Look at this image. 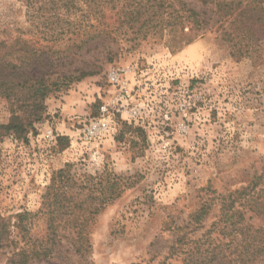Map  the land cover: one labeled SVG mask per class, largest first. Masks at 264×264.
I'll return each mask as SVG.
<instances>
[{"label": "rangeland", "instance_id": "1", "mask_svg": "<svg viewBox=\"0 0 264 264\" xmlns=\"http://www.w3.org/2000/svg\"><path fill=\"white\" fill-rule=\"evenodd\" d=\"M54 3L0 0V41H30L43 57L29 76L67 83L47 95L24 141L0 130V217L11 239L0 264L14 248L38 246L44 220L34 217L23 240L14 217L37 213L52 174L66 165L77 177L120 176L121 195L91 222L88 254L56 244L55 258L28 264H234L247 241L223 235L217 198L264 175V37L258 58L231 57L210 7L192 2L209 26L180 49L121 27L110 13L86 43L90 22L67 24ZM81 71L92 75L74 80ZM12 110L27 116L0 98L1 126ZM248 223L264 228V220Z\"/></svg>", "mask_w": 264, "mask_h": 264}, {"label": "trees", "instance_id": "2", "mask_svg": "<svg viewBox=\"0 0 264 264\" xmlns=\"http://www.w3.org/2000/svg\"><path fill=\"white\" fill-rule=\"evenodd\" d=\"M192 2L210 7L217 18L212 25H217L216 31L221 41L228 44L231 57L258 58V42L264 37V0H59L54 3V9L62 12L61 17L67 24L77 23L79 18L90 22L94 36L86 43L98 39L99 28L105 26L106 14L110 13L117 17L116 22L120 21L121 27L135 29L137 33L143 31L144 35L152 32L170 49L177 50L201 37L209 26V22L202 19L205 14L198 13ZM85 45L80 41L76 49L81 50ZM57 47L61 48L62 44ZM42 57L30 41L20 38L12 43L0 41V98L11 101L21 112L24 109L22 113L27 115L23 118L12 110L9 123L0 125V130L18 141H24L32 125L41 120L47 95L67 85L66 82H49L42 74L29 76L32 72L26 71L39 67ZM78 73L79 76L73 78L76 81L92 75L90 72ZM65 139L58 137V145ZM121 188V177L106 171L95 176L77 177L71 172L70 165H66L54 172L41 196L39 211L14 217V227L25 240L28 225L34 217L40 216L45 222L44 237L37 241V247L14 248L17 252L11 255L8 264L55 258L56 244H74L73 253L80 258L88 254L91 222L120 197ZM217 199L220 203L218 223L223 235L247 241L238 245L234 264L254 263L264 255V228H254L248 222L264 220V175L253 177L246 186ZM206 212L207 209L202 208L198 215ZM10 243V221L0 217V249L10 247Z\"/></svg>", "mask_w": 264, "mask_h": 264}, {"label": "built area", "instance_id": "3", "mask_svg": "<svg viewBox=\"0 0 264 264\" xmlns=\"http://www.w3.org/2000/svg\"><path fill=\"white\" fill-rule=\"evenodd\" d=\"M110 82L113 84H116L117 86H121V76L118 73H111L109 74ZM123 87H120L121 93H124L125 91H122Z\"/></svg>", "mask_w": 264, "mask_h": 264}]
</instances>
